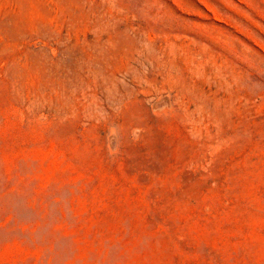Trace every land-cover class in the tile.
<instances>
[{
    "label": "rangeland",
    "instance_id": "1",
    "mask_svg": "<svg viewBox=\"0 0 264 264\" xmlns=\"http://www.w3.org/2000/svg\"><path fill=\"white\" fill-rule=\"evenodd\" d=\"M0 264H264V0H0Z\"/></svg>",
    "mask_w": 264,
    "mask_h": 264
}]
</instances>
